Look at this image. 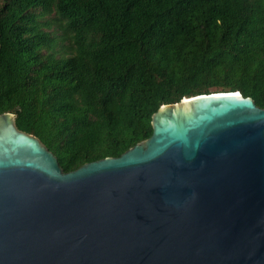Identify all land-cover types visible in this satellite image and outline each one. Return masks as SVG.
Segmentation results:
<instances>
[{"label": "water", "instance_id": "1", "mask_svg": "<svg viewBox=\"0 0 264 264\" xmlns=\"http://www.w3.org/2000/svg\"><path fill=\"white\" fill-rule=\"evenodd\" d=\"M120 157L64 172L0 114V264H264V108L162 105Z\"/></svg>", "mask_w": 264, "mask_h": 264}, {"label": "trees", "instance_id": "2", "mask_svg": "<svg viewBox=\"0 0 264 264\" xmlns=\"http://www.w3.org/2000/svg\"><path fill=\"white\" fill-rule=\"evenodd\" d=\"M264 108V0H0V114L64 172L120 157L165 104Z\"/></svg>", "mask_w": 264, "mask_h": 264}]
</instances>
